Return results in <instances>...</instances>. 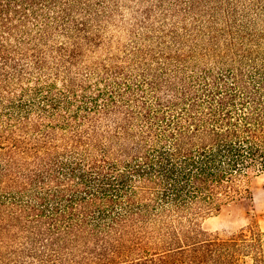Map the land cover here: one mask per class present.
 I'll use <instances>...</instances> for the list:
<instances>
[{"label": "trees", "instance_id": "1", "mask_svg": "<svg viewBox=\"0 0 264 264\" xmlns=\"http://www.w3.org/2000/svg\"><path fill=\"white\" fill-rule=\"evenodd\" d=\"M258 175L264 0H0V264H264Z\"/></svg>", "mask_w": 264, "mask_h": 264}, {"label": "rangeland", "instance_id": "2", "mask_svg": "<svg viewBox=\"0 0 264 264\" xmlns=\"http://www.w3.org/2000/svg\"><path fill=\"white\" fill-rule=\"evenodd\" d=\"M247 185L249 191L243 194L242 203L230 213L211 216L204 221V228L220 235L236 232L247 225H254L264 231V175L251 177Z\"/></svg>", "mask_w": 264, "mask_h": 264}]
</instances>
